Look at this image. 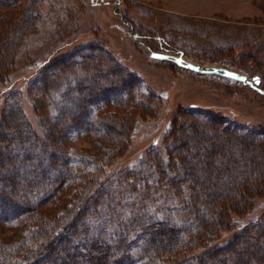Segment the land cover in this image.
I'll return each mask as SVG.
<instances>
[{
  "label": "rangeland",
  "instance_id": "1",
  "mask_svg": "<svg viewBox=\"0 0 264 264\" xmlns=\"http://www.w3.org/2000/svg\"><path fill=\"white\" fill-rule=\"evenodd\" d=\"M74 53L83 59L63 67L60 61H69ZM101 60L114 68L111 85L125 91L133 88L128 95L114 96H118L114 101H121L108 100L96 112V117L108 118L103 128L107 134L79 127L68 131L58 124L66 129L69 154L84 170L94 166L96 173L103 168L100 181L105 182L104 196L110 198L97 201L96 212L87 213L93 229L112 231L136 212L184 221L180 206L184 192H173L164 180L174 173L176 161L165 159L173 150H165L163 138L172 125L187 118L197 121V115L209 113L210 125L218 119L227 121L237 134L250 133L256 139L253 150H264V0H0V113H8L7 99L16 93L35 133L46 127L40 114L49 122L58 120L60 110L65 117L77 114L73 105L81 93L72 91L70 102L66 91L79 78L88 80L93 64ZM50 64L54 65L48 69L50 79L58 82L53 80L48 94L39 97L40 70ZM99 68L104 67L94 69ZM101 93L95 96H107ZM1 129L8 130L0 123ZM189 131L194 136L195 130ZM39 136L41 142L47 140ZM204 141L199 143L207 144ZM187 147L188 141L177 145L175 159ZM48 150L53 152L51 145ZM36 152L42 153L41 147ZM63 152L59 148L52 156L60 159ZM41 167L46 169L47 164ZM249 168L242 180H262L263 188L257 193L239 183L228 188L226 196L245 192L253 203L243 213H232L235 228L223 230L220 242L249 224L255 228L264 224V159L250 162ZM67 206L43 208L42 219L51 225L54 211L62 213ZM1 216H7L2 209L0 255L9 252L7 261L17 259L9 248L16 250L18 242L30 238L28 224L15 227ZM0 264L6 262L0 258Z\"/></svg>",
  "mask_w": 264,
  "mask_h": 264
},
{
  "label": "trees",
  "instance_id": "2",
  "mask_svg": "<svg viewBox=\"0 0 264 264\" xmlns=\"http://www.w3.org/2000/svg\"><path fill=\"white\" fill-rule=\"evenodd\" d=\"M71 58L69 61L61 60V65L72 66L74 61L83 59L79 53H74ZM87 61L93 62L89 58ZM93 65L92 70H88L93 73L88 80L79 78L66 91L70 102L72 91L81 93L78 104L73 105L77 114L65 117L60 110L58 120L51 123L46 115L40 114L46 127L42 126L41 131L35 133L29 127L16 93L7 99L9 114L4 110L0 113V123L8 129L0 130V210L7 215L1 217L15 227L28 224L27 231L31 235L18 242L16 250L15 246L9 248L19 258L7 261L11 256L9 252L0 258L6 264H264V224L256 228L249 224L228 240L219 241L223 230L235 228L232 213H243L253 203V198L245 192L231 198L226 196L228 188L238 183L244 190L249 188L255 193L263 188L262 180L245 182L242 175L250 173L246 172L250 170V162L259 157L264 159V150L260 147L253 150L256 139L250 133L237 134L233 130L234 125L227 121L222 123L218 119L216 125H210L209 113L197 115V121L187 118L172 125L163 138L165 150H173L171 158L165 156V159H170L172 164L176 161L174 173L164 180L173 192H184L180 202L184 221L181 223L171 217L161 219L136 212L120 227L111 228L112 231L93 229L91 221L86 218L87 213L96 212L97 201L100 203L110 198L109 193L108 197L104 196L105 182L100 181L103 168L98 167L96 173L92 171L94 166L84 170V166L69 154L64 131L79 127L87 132L107 134L103 128L108 118L105 114L96 117V112L108 100L121 101L122 98L114 101L118 97L114 98L115 95H128L133 90L132 86L125 91L111 85L114 81L110 77L114 70L112 65L103 60ZM53 66L50 64L40 70L39 81L43 85L37 92L39 97H45L53 80H56L50 79L48 74V69ZM102 66L103 69H94ZM117 78L121 81L120 75ZM28 89L27 93L32 98ZM97 91L107 96H95ZM87 95L92 98L85 101ZM38 108L43 110L42 106ZM192 115L195 116L193 112ZM110 122V129L114 131L113 121ZM58 124H64L66 129L62 131ZM189 128L195 130V137ZM41 134L47 140L41 142ZM128 138V135L124 137V141L127 142ZM201 138L206 139L204 142L207 144L199 143ZM124 141L120 146L125 144ZM187 141L188 150L178 153L180 157L175 159L177 151L174 148ZM50 145L52 153H48ZM238 146L240 149L236 150ZM39 147L40 154L36 152ZM59 148L64 150L60 159L52 156ZM32 160L36 161L35 166ZM43 164H47L46 169L41 167ZM48 206L50 209L67 206L62 213L54 211L51 225L42 219L43 208ZM35 209L37 212H33ZM34 222L37 223L34 225ZM198 247L204 250L199 252Z\"/></svg>",
  "mask_w": 264,
  "mask_h": 264
},
{
  "label": "water",
  "instance_id": "3",
  "mask_svg": "<svg viewBox=\"0 0 264 264\" xmlns=\"http://www.w3.org/2000/svg\"><path fill=\"white\" fill-rule=\"evenodd\" d=\"M169 59H170V57H169Z\"/></svg>",
  "mask_w": 264,
  "mask_h": 264
}]
</instances>
